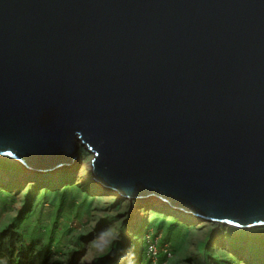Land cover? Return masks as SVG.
<instances>
[{
	"label": "water",
	"instance_id": "water-1",
	"mask_svg": "<svg viewBox=\"0 0 264 264\" xmlns=\"http://www.w3.org/2000/svg\"><path fill=\"white\" fill-rule=\"evenodd\" d=\"M73 141L120 197L260 227L264 0H0V155L60 171Z\"/></svg>",
	"mask_w": 264,
	"mask_h": 264
},
{
	"label": "rangeland",
	"instance_id": "rangeland-1",
	"mask_svg": "<svg viewBox=\"0 0 264 264\" xmlns=\"http://www.w3.org/2000/svg\"><path fill=\"white\" fill-rule=\"evenodd\" d=\"M78 146V158L67 169L32 172L30 176L18 162L0 157V231L19 220L21 215L32 212V205L27 210L24 208L27 196L35 191L31 204L36 203L45 189L49 195L35 207L32 221L24 230L39 237L40 245L46 242L51 230L54 232L58 243L54 245L52 242L50 247L59 248L52 250L55 253L53 264H68L72 252H75L76 264H98L99 258L107 254L112 245L129 250L133 247L132 235L144 222L150 223L153 214L159 218L151 221L152 228L145 235L146 240L148 242L151 233L158 230L155 238L157 256L163 255L164 250L170 255L160 260L147 254L150 264H217L214 260L218 259L233 264L232 258L251 263L249 256L240 250L231 251L225 241L229 230L238 228L200 221L191 215L172 211L152 197L147 200L119 197L93 180L90 173L93 156L79 143ZM73 186L77 191L70 190ZM64 187H69L66 193L62 192ZM171 217L177 220L172 228L173 220L168 219ZM168 228V240L161 245V240L168 236ZM256 234L264 237L263 230ZM129 253L132 261L134 250ZM139 259L138 264H141L142 257ZM255 261L251 264H264V256Z\"/></svg>",
	"mask_w": 264,
	"mask_h": 264
},
{
	"label": "trees",
	"instance_id": "trees-1",
	"mask_svg": "<svg viewBox=\"0 0 264 264\" xmlns=\"http://www.w3.org/2000/svg\"><path fill=\"white\" fill-rule=\"evenodd\" d=\"M6 166H8L6 164ZM69 187L63 188V193L68 191ZM70 190H76V186H73ZM77 191V190H76ZM79 192V191H78ZM35 191H32V194L27 196V201L25 205V210H27L31 205L35 209L36 206L41 205L43 199H46L49 195L47 190H43L41 194L40 201L31 204V200ZM63 197V196H61ZM86 194L84 195V198ZM60 207V204L58 205ZM27 213L25 216H20V219L14 221L13 223L7 225L0 231V264H53V251L54 249H58L59 247H50V244L54 242V245H57L58 241L54 238V232L51 230L47 235V240L42 245L39 244V237H34L30 235L29 232L24 230V228L32 221V217L35 214V211ZM159 215L153 214L151 221L153 219H157ZM162 216H160L161 218ZM163 218V217H162ZM57 216L55 217V220ZM169 220H173L170 228L174 227L177 224V220L173 217L168 218ZM146 223L144 222L140 230H137L132 236L133 241L131 244L133 247L131 249L126 250L122 247H115L112 245L110 251L107 254L100 257L98 260V264H138L139 258L142 257L141 264H150V260L146 257L147 253V240L145 235L148 234L150 228H152V222ZM163 222V221H162ZM160 222V223H162ZM56 222H53V224ZM54 228V226H53ZM170 228H168V232H170ZM260 230L264 231L263 228H252L246 230L239 229H231L230 233L225 238L226 242H228V247L231 248V251L244 252L246 256L251 258V263L258 262L262 256H264V237L261 235H257L256 233ZM158 231V230H157ZM151 233L148 239L154 241L156 240V232ZM257 231V232H256ZM168 236H165L160 244L162 245L168 240ZM82 249V248H81ZM134 250L135 258L131 260L130 251ZM81 252V251H80ZM58 253V252H57ZM75 252H72V258L68 264H76L75 263ZM149 256V255H148ZM161 260L166 257V254L158 255L156 258ZM233 264H251L248 261L243 260L241 262L236 261V259H231ZM217 264H227L224 260H214ZM229 264V263H228Z\"/></svg>",
	"mask_w": 264,
	"mask_h": 264
},
{
	"label": "bare ground",
	"instance_id": "bare-ground-1",
	"mask_svg": "<svg viewBox=\"0 0 264 264\" xmlns=\"http://www.w3.org/2000/svg\"><path fill=\"white\" fill-rule=\"evenodd\" d=\"M76 146H78L77 144L75 145V143H74V141H73V148H75ZM87 153H89L88 151H87ZM92 156H93V158H94V155L92 154ZM0 157H2V158H10L11 159V157H9L8 155H5V156H2V155H0ZM14 161V160H13ZM17 162V161H16ZM74 162V161H73ZM90 162V161H89ZM91 162H92V160H91ZM90 162V173L92 172V163ZM19 163V162H18ZM21 166H22V168L25 170V171H27L28 173H26V174H28L29 176L30 175H32V172H37V173H46V172H41V171H38V170H40L39 168H37V167H35V166H33V165H30V167H28V168H26V166L25 165H23V164H21V163H19ZM71 164H73V163H71ZM71 164H70V166H71ZM25 166V167H24ZM73 167V166H72ZM65 169H67V168H65ZM41 170H44V169H41ZM31 171V172H30ZM53 171H56V170H51V171H49V172H53ZM92 174V173H91ZM93 177V176H92ZM96 183H98L97 181H95ZM101 187H103L104 189H106L104 186H102V184H100V183H98ZM106 190H108V191H110L109 189H106ZM110 192H114V191H110ZM114 193H116V192H114ZM117 195H118V193H116ZM119 196V195H118ZM120 197V196H119ZM155 198V199H157V200H159V202L161 203V204H164V205H166L169 209H171L172 211H175V210H173L172 209V207H170L169 205H167L166 203H164L163 202V200H161L160 198H158V197H156V196H154V195H151V196H149V197H147V198H140V199H130V198H126V199H130V200H147L148 198ZM172 205V204H171ZM172 206H174V205H172ZM176 212H180V211H176ZM182 213V212H181ZM185 214V213H184ZM227 226H230V225H227ZM231 227H233V226H231ZM238 227V229H249V228H242V227H239V226H237ZM259 227V226H258ZM260 227H264V224H262V225H260ZM234 228H236L235 226H234Z\"/></svg>",
	"mask_w": 264,
	"mask_h": 264
},
{
	"label": "built area",
	"instance_id": "built-area-1",
	"mask_svg": "<svg viewBox=\"0 0 264 264\" xmlns=\"http://www.w3.org/2000/svg\"><path fill=\"white\" fill-rule=\"evenodd\" d=\"M148 246H147V253L150 257L156 258L157 257V240H150L148 239ZM164 253L166 255H170V253L167 250H164Z\"/></svg>",
	"mask_w": 264,
	"mask_h": 264
}]
</instances>
